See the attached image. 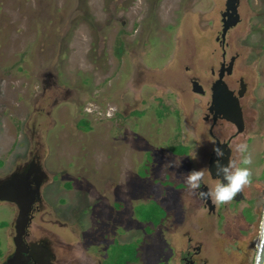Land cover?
Masks as SVG:
<instances>
[{"label":"rangeland","instance_id":"rangeland-1","mask_svg":"<svg viewBox=\"0 0 264 264\" xmlns=\"http://www.w3.org/2000/svg\"><path fill=\"white\" fill-rule=\"evenodd\" d=\"M224 3L0 0V180L34 152L46 176L44 221L91 244L99 219L96 228L113 242L107 244H135L122 251L136 246L141 264H160L155 245L175 240L182 216L174 215L190 208L193 222L200 213L195 187L187 199L178 191L199 171V131L208 127L202 117L209 94L192 93L189 81L207 86L215 77L210 70L222 61L215 38ZM238 15L226 34V61L235 57V63L224 80L234 91L241 78L246 86L247 133L239 144L247 147L236 155L251 162H236L234 170H250L251 183L242 187L252 198L264 191V0H239ZM202 181L210 183L206 171ZM245 206L221 209L225 217L213 224L208 239L222 241L208 248L215 264H253L264 206L250 226L241 217ZM15 214L0 202V256ZM250 214L243 212L248 220ZM163 218L158 236L153 225ZM50 228L36 226V235Z\"/></svg>","mask_w":264,"mask_h":264},{"label":"flooded vegetation","instance_id":"flooded-vegetation-1","mask_svg":"<svg viewBox=\"0 0 264 264\" xmlns=\"http://www.w3.org/2000/svg\"><path fill=\"white\" fill-rule=\"evenodd\" d=\"M224 12L225 3L224 11L220 12L221 30L223 25L222 14ZM231 28H229L228 30H230ZM221 30L219 32V35L216 36L215 40L220 45L222 61L219 63L218 68H211L210 70L211 76H215L214 79L211 80L207 84V86L201 84L200 81L194 77L190 78L189 81L192 93L200 97H205L207 93L209 94V102L205 103L206 113L202 117L203 122L205 124H208V127L205 128L206 126H204V131L206 130L205 134L203 130L199 131V133L202 134L201 136L198 133L201 140L200 147L202 148L203 158H197V162L199 164V168L197 169L201 171L205 168V171L209 176L210 183L205 184L201 178L200 181H198L199 187L194 188L195 195L198 198L197 200L201 205L200 213L195 216V221H191V218L194 216H192L193 214L190 208H180V213H177L173 208V211L177 213L174 215L176 219H179L182 216V219L178 220L181 222V224L179 225L180 230L175 233L173 232V234L171 235L172 238H175V240H168L166 244L155 245L156 251H158L159 248L162 250V252L159 254L162 258L160 257L159 259V256L157 257L160 261V264H215L214 259L207 255L208 248L212 247V244H222V241L220 242L221 239H216L214 243L211 242L208 238L211 237L213 224L215 223L216 227H218L221 220H223V218L225 217L222 214L221 209L227 207L236 208L241 202L245 203L246 206L241 210V217L244 219V222L248 224V226H250L256 221V209L259 208L261 203H263L264 206V191H260V193L256 197L247 198L246 195L249 194L247 187H242L241 190H239L230 201L219 202L216 201V199L213 197V187L216 186L217 188L218 184L221 187L228 186L229 181L226 176L235 172L234 166L236 162L238 163V166H241L243 164V160L238 161L239 158H237L236 153L240 146V137L247 133V117L245 114L246 110L244 108V104L242 103V98L246 90V86L242 78L238 81L239 89L237 91H234L233 89L231 90L225 83L224 78L230 76L233 71L235 57H230L228 59V62L226 61L225 47L226 34L228 30L226 31L224 38H221ZM220 73H222V80L227 85L228 89L232 91L233 95L238 98L242 116L241 131H239V127L237 125L227 121L226 119H223V117L220 114L216 113L215 110H211L212 86L218 80ZM241 84L243 85V93L241 97H238V92L241 90ZM227 131L232 132L227 133ZM205 136L208 137V142L205 141L203 143ZM214 148L220 149L222 155H217V153L214 151ZM211 163H213V174L216 177H212L211 172H209ZM224 167L225 169H228V172H225V178L222 179L218 177V175L224 172ZM14 173L27 174L29 176L28 181L31 183L32 189H36L37 187L39 188V195L35 197L34 202L31 205L29 221L27 223L25 231L23 232L22 240L20 244H18V246L14 243L16 218H14L12 224L9 223L10 241L7 242L9 244H6L3 254L0 256V264H141L138 257L135 255V253L137 252L136 246L133 248L134 251H132V253L131 251H129V253H124V251H122L123 246L124 249L128 247L127 245L134 246L135 244H107L113 242L108 241L109 238H107V230L100 232L96 228L98 227V223H100L99 219H95L94 221L96 223V227H94L93 230L92 239L94 241L91 244L78 242L79 237H77L74 230L69 229L61 223L55 221L46 222L43 220V216H45V201L43 196L45 195L44 182L46 180V176L43 172L41 162L36 154H34V152L30 153L28 160L16 166ZM178 188L179 193L182 191L186 192V194H183V196L185 197L188 195V191L190 190V184H188L187 182H182L179 184ZM201 188L202 191L199 192ZM206 195L209 199V203H207V199H202V196ZM119 202L121 204H125L121 200ZM12 206L15 208V216H17V209L14 205ZM247 210L249 211V213H251V216L252 214L254 215L251 220H248L243 215V212ZM120 215L123 216V214ZM165 221L166 218L161 219V221H155V224L153 225V233L156 231V235L159 236V225H165ZM120 222L130 230V227L124 222V220H120ZM189 223H191L190 230L183 231V227ZM42 224H48L52 228H50L51 230L45 229L46 231L44 232L43 237L36 235V226ZM54 228L55 230H53ZM56 229L58 231H56ZM54 231L57 233H55ZM130 231H128L127 236H124L126 237V239L122 240V243L129 240L128 235ZM97 235L101 236L100 241H97ZM239 235L240 238H244V236L241 237V233H239ZM102 237L105 241L102 239ZM115 241L117 242V240ZM257 242L255 244H257ZM112 249L115 250L114 254H112ZM217 263L219 262L217 261L216 264Z\"/></svg>","mask_w":264,"mask_h":264},{"label":"water","instance_id":"water-1","mask_svg":"<svg viewBox=\"0 0 264 264\" xmlns=\"http://www.w3.org/2000/svg\"><path fill=\"white\" fill-rule=\"evenodd\" d=\"M238 4L239 0H225V12L222 14L223 25L221 38H224L226 31L232 26H235L239 21V15L237 12ZM242 93L243 85L241 84V90L238 92V97H241ZM211 98V110H215V112L220 114L223 119L237 125L239 131H241L242 116L238 98L233 95V92L228 89L227 85L222 80V73L219 74L218 80L212 86ZM212 164L213 163L210 164L209 172H211L212 177H216L213 174L214 166ZM224 174L225 171L218 175V177L224 179ZM28 178L29 176L27 174L13 173L5 180H0V202L12 204L17 209L14 238V243L17 244V246L20 244L23 232L27 227L31 205L34 202L35 197L39 195V188L32 189ZM201 191L202 188L199 192ZM202 199H207V203H209L207 195L202 196ZM262 219H264V212Z\"/></svg>","mask_w":264,"mask_h":264},{"label":"clouds","instance_id":"clouds-1","mask_svg":"<svg viewBox=\"0 0 264 264\" xmlns=\"http://www.w3.org/2000/svg\"><path fill=\"white\" fill-rule=\"evenodd\" d=\"M242 149L246 148V144L240 146ZM217 155H222L220 149L214 148ZM251 161L245 158L243 163L249 164ZM227 173L228 169H224ZM205 170L192 171L187 177V183L192 187H199L198 181L204 176ZM250 170L248 168H238L233 174L227 175L226 178L229 181L228 186L221 187L219 184L216 188L215 199L216 201H230L232 197L241 190L242 186L250 184ZM203 195V194H202ZM257 236L259 237V242L255 246L253 252V264H264V219L261 220L260 227L257 230Z\"/></svg>","mask_w":264,"mask_h":264}]
</instances>
